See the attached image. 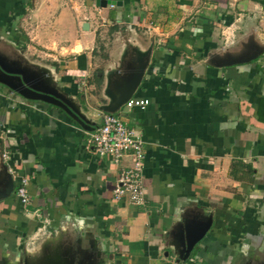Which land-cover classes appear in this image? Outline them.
Returning a JSON list of instances; mask_svg holds the SVG:
<instances>
[{"label":"crops","instance_id":"0c3cea01","mask_svg":"<svg viewBox=\"0 0 264 264\" xmlns=\"http://www.w3.org/2000/svg\"><path fill=\"white\" fill-rule=\"evenodd\" d=\"M96 1L0 0V63L85 120L0 84V188L8 148L31 196L26 211L14 182L0 201V264H179L207 224L189 258L264 264V0ZM142 60L132 98L150 104L118 114L144 140L137 207L114 201L120 169L89 139Z\"/></svg>","mask_w":264,"mask_h":264},{"label":"built area","instance_id":"2783aa9c","mask_svg":"<svg viewBox=\"0 0 264 264\" xmlns=\"http://www.w3.org/2000/svg\"><path fill=\"white\" fill-rule=\"evenodd\" d=\"M225 45L232 42L233 32L225 30L223 32ZM150 104L148 99L131 98L124 106L127 110L145 109ZM89 144L94 147V151L102 158H109L114 165L120 169L115 188L113 190L114 201L126 202L137 207L146 205V190L144 185L145 168V145L141 135L119 116L107 113L103 116L102 125L90 134ZM130 156L132 164L128 168L121 167L125 157ZM1 159L7 164V171L16 182V198L26 210L31 204L29 194V178L22 176L9 164L11 152L6 148ZM27 211V210H26ZM179 264H200L196 258H189Z\"/></svg>","mask_w":264,"mask_h":264},{"label":"water","instance_id":"95a60500","mask_svg":"<svg viewBox=\"0 0 264 264\" xmlns=\"http://www.w3.org/2000/svg\"><path fill=\"white\" fill-rule=\"evenodd\" d=\"M96 5L100 8H107L110 5L122 6L121 0H97ZM87 29V24H86ZM259 55H254L248 60H243L239 62H232L230 64H239L242 62H248L250 60L258 58ZM144 60L139 62V65L134 67V70L129 74L127 79L118 86H114L117 100L111 108L107 111L110 114H115L120 110V108L125 105L138 90L141 81L143 79L146 65H144ZM2 68V73L0 74V84L4 85L14 93L19 94L21 97L32 100L41 101L50 105H54L62 108L69 116L74 118L79 122L80 125L85 126V120L76 112V110L65 100L59 93L47 86L40 84L39 82H32L31 78L23 70H13L5 67L0 63ZM43 82V81H42ZM7 168V166H6ZM4 186L0 188V201L8 199L14 192V181L12 176L7 171V176L3 182ZM209 231V224H207L202 231L200 230L188 244V249L186 251V256L183 257V262L187 261L190 257L191 252L198 245ZM83 256V255H82ZM87 256V257H86ZM84 255L81 262H77V258L70 252L67 253V257L70 259L64 262H53L51 264H100L96 261L94 255Z\"/></svg>","mask_w":264,"mask_h":264},{"label":"rangeland","instance_id":"374dc122","mask_svg":"<svg viewBox=\"0 0 264 264\" xmlns=\"http://www.w3.org/2000/svg\"><path fill=\"white\" fill-rule=\"evenodd\" d=\"M119 113H120V112L118 111V112L115 113V115L119 116V115H118Z\"/></svg>","mask_w":264,"mask_h":264}]
</instances>
